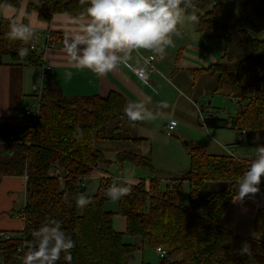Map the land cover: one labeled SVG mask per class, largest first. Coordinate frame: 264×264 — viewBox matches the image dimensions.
I'll use <instances>...</instances> for the list:
<instances>
[{
    "label": "trees",
    "instance_id": "obj_1",
    "mask_svg": "<svg viewBox=\"0 0 264 264\" xmlns=\"http://www.w3.org/2000/svg\"><path fill=\"white\" fill-rule=\"evenodd\" d=\"M21 3L26 8L20 23L0 22V60L38 71L45 47L33 46L32 35L28 40L13 38L12 26L29 27L31 11L44 22L55 14L88 19L85 10L90 0H0L1 6L14 8ZM193 12L198 21L192 31L220 35L223 44L218 60L191 69L194 80L209 74L215 78L213 94L239 101L233 116L219 118L209 113L202 125L245 131L255 148L264 146V0H194V8L185 16ZM59 38L50 32L45 46H54ZM20 49H27L28 55L21 57ZM124 104V97L115 91L106 96H68L47 74L35 121L24 118L26 124L19 126L0 115V182L4 176H25V202L19 212L23 227L11 232L9 239L2 236L9 231H0V264H22L29 249L18 251L23 241L38 244L40 237L32 233L51 228L54 222L60 223L66 238L76 241L71 249L75 259L69 262L62 253L56 264H125L127 254L144 243L165 249L158 264H264V208L256 211L254 237L246 252L237 249L236 234L221 224L237 196L238 181L254 157L192 148L187 171L165 187L151 177L123 182L119 188L129 186V191L119 195L116 213L106 210L105 204L117 184L111 187L109 180L100 179L96 192L87 194L85 181L94 170L109 173L115 162L152 169L148 155L122 150L111 160L93 146L94 139L135 144L146 140L124 130ZM81 196L86 198L84 205L77 203ZM114 215L124 219V232L114 228ZM124 236L139 239L141 245L124 242Z\"/></svg>",
    "mask_w": 264,
    "mask_h": 264
},
{
    "label": "crops",
    "instance_id": "obj_2",
    "mask_svg": "<svg viewBox=\"0 0 264 264\" xmlns=\"http://www.w3.org/2000/svg\"><path fill=\"white\" fill-rule=\"evenodd\" d=\"M25 8V3H21L18 8L1 6L0 4V22L3 19H13L15 22L20 23L23 19ZM87 23H89V19H73L66 14H55L50 22L40 21L35 11H31L28 15V25L32 30V45L35 47H45L44 60L50 66L47 74L68 95L98 94L106 96L110 91L120 93L125 101L123 119L126 127L139 123L136 120L128 118L125 113L126 109L142 111L143 109L151 108L152 105L157 106L158 104L162 106L165 104L163 101H157L154 94V83L159 85V89L161 86H165L161 83L159 72H169L175 76H186L188 81H193L191 69L202 68L198 65L206 67L218 60L222 54V51L220 53L216 52L209 46L212 45L211 39L205 40L204 37H199L198 39L197 35H194L198 33H188L187 29L186 31L179 32L182 35H179L175 39V42H173V46L167 47L162 54L144 49L124 50L120 54L117 53L121 57L117 67L111 72L101 75L88 68L78 67L66 55L64 40L67 38L71 42L75 35L82 33L83 26ZM50 32L59 34L60 38L54 46L46 47L47 35ZM173 48L178 49L175 56L173 52L171 53ZM216 49L218 50L217 46ZM199 53L201 56L197 57ZM148 54L155 56V69L149 73V82L147 83L138 79L129 67L141 65V57ZM214 54H217L218 58ZM169 59L172 60L169 61ZM36 72L37 70L29 65L13 66L6 64L3 60L0 62V115L6 118L9 123L19 126L26 124L22 113L24 107L27 106L23 107V101L26 96L30 97L31 101L35 98L32 85L37 80ZM42 83L44 84V81ZM250 157H252V154H250ZM118 166L116 165V167ZM104 174V171L94 170L89 180L93 178L100 180ZM20 181L25 186V176H4L0 184L5 183L9 188H13L15 185H19ZM238 199L237 195L228 206L221 218V224L236 234V247L238 250L244 251L245 248L249 249L250 241L254 237L256 211L259 208H264V190L258 194H249L243 200ZM3 204H7V201L4 200ZM117 223L116 230L124 232L125 222L123 221L122 223L118 220ZM22 227L23 224L20 230ZM8 230H13V228L0 223V231Z\"/></svg>",
    "mask_w": 264,
    "mask_h": 264
},
{
    "label": "rangeland",
    "instance_id": "obj_3",
    "mask_svg": "<svg viewBox=\"0 0 264 264\" xmlns=\"http://www.w3.org/2000/svg\"><path fill=\"white\" fill-rule=\"evenodd\" d=\"M185 19L186 16L181 18L182 22L178 24V32L188 29V33L193 34L192 25L184 23ZM194 35H197L198 39L199 37H204L205 40L211 39L213 46H209L216 52L220 53L222 51L223 44L220 35ZM177 37L172 36L173 42H175ZM172 52L175 56L178 49L173 48ZM214 55L217 57V54ZM198 56H201L200 53ZM198 66L203 67L204 65ZM158 74L161 83L165 86H161L159 89V85L154 83V94L157 101H163L165 104L162 106L158 104L157 106L152 105L151 108H146L142 111L138 110L144 118L136 120L139 122L138 124H131L124 128L130 135L146 137V140L142 141L141 144H135L129 140H93V146L102 151L106 158L111 160L115 159L117 152L122 150L139 152L151 158V170L133 167L128 162L116 167L118 164L115 162L109 169V174L114 177H120L122 181H118L117 186L114 188H119L120 185L124 184L123 182L131 183L139 178L147 181L148 177L160 180L161 187H165L172 179L180 178L187 171L190 163L189 154L191 149L195 147H199V149L209 154L228 153L238 158H253L255 143L248 136L243 135L242 142L235 144L238 135L237 131L229 128H206L202 125V117L209 113L219 118H227L233 116L238 109V104L235 101L221 94L212 93L215 78L209 74H200L195 77V80L188 81L186 76H175L169 72H159ZM40 83L42 82L37 78L35 84L40 85ZM208 101L210 102L208 103ZM37 103L36 97L31 101V98L26 96L24 97L23 107L33 108ZM197 105L201 109V113ZM170 119H174L177 125L172 135L167 136L165 129ZM233 142L234 144H232ZM245 154L247 155L242 157ZM250 154H252V157H250ZM120 170L122 171L121 174H119ZM98 182L96 178L85 181L87 194L96 192ZM118 199L119 194L116 200L111 198L105 204L106 210L116 213ZM4 200L7 201V204L2 205ZM24 202L25 186L22 181L13 188H9L5 183L0 184V223L13 228V230H8L10 234L11 232L19 231L22 226L23 222L19 217V212L23 208ZM113 220L115 229L117 228L118 220L122 223L124 221L119 215H114ZM124 242L141 245L139 239L130 236H124ZM159 260L160 257L157 255L156 250L144 243L143 248L133 250L127 254L125 264H158Z\"/></svg>",
    "mask_w": 264,
    "mask_h": 264
},
{
    "label": "clouds",
    "instance_id": "obj_4",
    "mask_svg": "<svg viewBox=\"0 0 264 264\" xmlns=\"http://www.w3.org/2000/svg\"><path fill=\"white\" fill-rule=\"evenodd\" d=\"M193 8L194 0H90L85 10L89 23L71 42L67 38L64 40L66 55L78 67L103 75L119 64L121 57L118 52L144 49L162 54L167 47L173 46L172 36L180 35L177 25L182 22L185 13ZM197 21L198 17L193 12L183 22L195 25ZM10 35L28 40L32 30L23 24L13 25ZM19 55L27 56L28 50L20 49ZM126 115L130 120L144 118L140 111L129 109H126ZM0 148H3L2 145ZM262 176L264 146H258L254 151V159L238 181V200L259 192ZM128 191L129 186L112 188V200H116L118 194L126 195ZM85 202V197H78V205H84ZM32 235L40 237L38 246L25 252L22 264H56L62 253L69 262L75 259L71 249L76 247V241L66 238L59 222H54L51 228L43 227L34 231Z\"/></svg>",
    "mask_w": 264,
    "mask_h": 264
},
{
    "label": "built area",
    "instance_id": "obj_5",
    "mask_svg": "<svg viewBox=\"0 0 264 264\" xmlns=\"http://www.w3.org/2000/svg\"><path fill=\"white\" fill-rule=\"evenodd\" d=\"M142 63L141 65H137L134 67H129L133 73L135 74V76L140 79L143 82H149V73L151 71H153L155 69L154 67V61H155V56L153 54H148L146 56H142L141 57ZM50 70V66L48 65V63L45 62L44 57H43V62L41 64V66L39 67L38 71L36 72V77L39 78L42 82L45 80L46 74L49 72ZM42 89H43V83H40V85H32V91L34 92L35 97L38 100V103L36 104L35 107H26L22 113V117L23 118H29L31 121H35L38 118L39 115V99L42 93ZM39 92V93H37ZM202 117V121H203ZM177 125V122L175 120H170L168 122V124L166 125V132L165 134L167 136H171L173 130L175 129ZM243 135H245V131H239L238 135H237V143H241L242 139H243ZM227 150V149H226ZM59 169H55L54 172L59 173L58 172ZM119 174H121V171H119ZM104 181L105 180H109L110 181V186L114 187L118 181H122V179L120 177H114L112 175H110L109 173H105L104 176L101 178ZM260 191L257 192L256 194L262 192L264 190V176L261 177V183L259 185ZM2 236L5 239H9L11 237L10 232H4L2 234ZM38 246L37 243H27L25 241H23L22 245L18 248V251H23V249L25 247L27 248H31V249H35ZM156 253L160 258H163L166 255V251L165 249L161 248V247H156Z\"/></svg>",
    "mask_w": 264,
    "mask_h": 264
},
{
    "label": "water",
    "instance_id": "obj_6",
    "mask_svg": "<svg viewBox=\"0 0 264 264\" xmlns=\"http://www.w3.org/2000/svg\"><path fill=\"white\" fill-rule=\"evenodd\" d=\"M209 102H210V101H208V103H209ZM236 103L239 104V101H236Z\"/></svg>",
    "mask_w": 264,
    "mask_h": 264
}]
</instances>
